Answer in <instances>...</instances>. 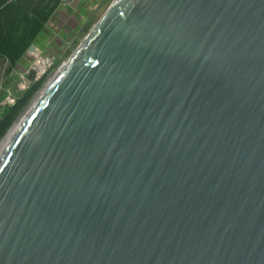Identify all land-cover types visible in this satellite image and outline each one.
<instances>
[{"label":"water","instance_id":"water-1","mask_svg":"<svg viewBox=\"0 0 264 264\" xmlns=\"http://www.w3.org/2000/svg\"><path fill=\"white\" fill-rule=\"evenodd\" d=\"M10 131L0 264H264V0H112Z\"/></svg>","mask_w":264,"mask_h":264},{"label":"trees","instance_id":"trees-1","mask_svg":"<svg viewBox=\"0 0 264 264\" xmlns=\"http://www.w3.org/2000/svg\"><path fill=\"white\" fill-rule=\"evenodd\" d=\"M57 4L58 0H0V58L7 62V72L15 67ZM46 78L47 75H43L29 84L18 92L12 105L2 108L0 141Z\"/></svg>","mask_w":264,"mask_h":264},{"label":"rangeland","instance_id":"rangeland-1","mask_svg":"<svg viewBox=\"0 0 264 264\" xmlns=\"http://www.w3.org/2000/svg\"><path fill=\"white\" fill-rule=\"evenodd\" d=\"M86 1H89V0H69V3H67V4H61L58 1V7L57 8H59V9H57L56 12L54 13V16L50 18L51 19L50 20L51 26L54 29V32L56 35L54 36L53 39H51L50 42H48V43L45 42L46 46L44 45V46H41V48L39 47L41 50V53H43L44 55L53 56V63L51 64L50 74L58 66H60V64L62 62H64L68 58L70 53L75 49V47L82 40V38L84 37V35L88 31V29L95 23V21L104 12L106 7L109 5V3L112 0H90V4L88 6H89V10H92V15L88 19V21L85 23V25L79 29V27H78L79 24H77V25H74L73 31L66 32V30H65V32H64V30H62L64 25L68 26L74 20V16L69 17V15L70 14L74 15L75 14V13H73V12H75L74 10L76 8H79ZM85 27H88V29H86ZM31 44H34L35 46L37 45L34 42H32ZM33 50H34V52L38 51L36 48H34ZM27 56H29V54ZM29 57H31L30 58V61H31L32 60V54ZM17 81L18 80H16V78L14 76H9V73L7 72V62L4 59L0 58V84L6 89L10 88V87L15 88V95H17L19 91L24 89V88H22V89L18 88ZM32 82H33V80H30L29 83H27L28 86ZM43 84L36 90V92L33 94L32 98L27 103V105L31 102V100L34 98L36 93L41 89ZM0 98H1V96H0ZM27 105L25 106V108L27 107ZM25 108L23 109V111L25 110ZM7 132L5 134H7ZM3 139L4 138L2 137L1 141H4Z\"/></svg>","mask_w":264,"mask_h":264},{"label":"built area","instance_id":"built-area-1","mask_svg":"<svg viewBox=\"0 0 264 264\" xmlns=\"http://www.w3.org/2000/svg\"><path fill=\"white\" fill-rule=\"evenodd\" d=\"M58 1L61 4L69 3V0ZM31 46L32 48L30 52L32 54V60L29 62V66L23 71H15L14 69H12L8 72L9 76H14L16 80H18L17 86L20 89H25V87L28 86L27 83H29L30 80L27 79V74L30 70H34V78L32 79L33 82L42 77L43 75H47V78L50 76V68L51 64L53 63V56L44 55L34 44H31ZM34 48H36L38 51L34 52ZM0 92L2 93V99L0 98L1 112L4 106H10L16 101L17 95H15V88L10 87L6 89L1 84Z\"/></svg>","mask_w":264,"mask_h":264},{"label":"crops","instance_id":"crops-1","mask_svg":"<svg viewBox=\"0 0 264 264\" xmlns=\"http://www.w3.org/2000/svg\"><path fill=\"white\" fill-rule=\"evenodd\" d=\"M29 1L30 2H36L37 0H29ZM89 4H90V0L84 2V4H82L79 8H76L74 10L75 11V12H73V13H75L74 15L73 14L69 15V17L74 16V20L72 21V23L70 25H68V26L64 25V27L62 28V30H64V32H65V30H66V32L73 31L74 25L79 24L78 25L79 29L85 25V23L88 21V19L92 15V10H89V6H88ZM57 7H58V4L55 7V9L53 10V12L51 13L49 19L44 24L43 28L39 31V33L37 34V36L33 40V42L37 44L36 47L39 50H40L41 46H44V45L46 46L45 42L46 43L50 42L51 39H53L54 36L56 35L54 32V29L51 26V23H50L51 19L50 18L53 17L56 10L59 9ZM30 50H31V48L29 50H26L23 53V55L18 59L17 64L13 68L15 71H23L24 69H26L29 66V62H30V58H31V57H29L31 55ZM28 54H29V56H27Z\"/></svg>","mask_w":264,"mask_h":264},{"label":"bare ground","instance_id":"bare-ground-1","mask_svg":"<svg viewBox=\"0 0 264 264\" xmlns=\"http://www.w3.org/2000/svg\"><path fill=\"white\" fill-rule=\"evenodd\" d=\"M14 129V128H13ZM13 129H11V131L13 130ZM11 131H10V133H11ZM10 133L7 135V137L4 139V141L8 138V136L10 135ZM3 141V142H4Z\"/></svg>","mask_w":264,"mask_h":264}]
</instances>
